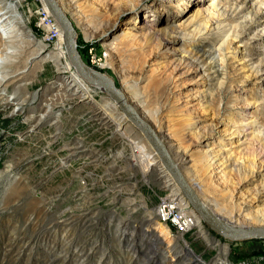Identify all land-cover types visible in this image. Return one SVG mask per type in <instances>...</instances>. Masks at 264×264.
Here are the masks:
<instances>
[{"label": "rangeland", "instance_id": "1", "mask_svg": "<svg viewBox=\"0 0 264 264\" xmlns=\"http://www.w3.org/2000/svg\"><path fill=\"white\" fill-rule=\"evenodd\" d=\"M57 1L75 30L83 62L122 90L215 215L230 224L225 211L233 216L264 206L256 196L264 171L238 187L229 163L208 178L199 162L230 142L219 152L224 160L234 161L241 177L256 172L257 148L264 152V0H191L178 14L170 0ZM42 2L0 0L9 12L0 23V67H8L0 83V264H197L194 254L208 261L217 248L209 264H224L227 256H264V241L224 239L198 218L186 234L156 220L160 198L181 196L179 189L106 93L85 82L91 93L84 98L66 85L63 72L71 76L75 70L63 44L55 52L57 43L47 42L37 27ZM196 11L194 20L183 21ZM126 29L169 34L160 51L138 43L127 48L119 42ZM186 56L200 59L187 64L174 88L171 69L161 65ZM202 97L203 108L193 113ZM168 103L179 112L167 109L157 122L146 116ZM100 105L115 107L113 122ZM189 115L198 122L194 136L184 127ZM227 122L238 136L215 134ZM171 130L178 134L171 137ZM178 148L193 161L178 160ZM147 156L156 163L144 170L140 160ZM258 226L264 225L249 227ZM167 249L172 256L164 254Z\"/></svg>", "mask_w": 264, "mask_h": 264}, {"label": "bare ground", "instance_id": "2", "mask_svg": "<svg viewBox=\"0 0 264 264\" xmlns=\"http://www.w3.org/2000/svg\"><path fill=\"white\" fill-rule=\"evenodd\" d=\"M190 1L191 0H170L169 3H171V4H170L169 7H171V9L173 7L174 12L178 14L179 12L184 11L186 8H188L191 5ZM3 9L6 10V8H3ZM3 9L0 7V16H4L3 19L0 17V23H2V21L4 19H6L5 18V14L9 13V12H3ZM197 11H196L195 14H193V15H191L189 17H186L187 19H183V21L186 22L189 19H190V21L194 20L197 17ZM142 31H141V33L139 32V33H134L133 34L132 32H130L129 29H126V30L123 31L121 36H119V42H122L123 44L128 46L127 48L133 47V45L135 46L137 43L141 44L144 49H151L152 47H155L158 51H160L161 49L164 48V45H163V42H161V39L167 37V35L169 34V32L167 30H165V29H157L155 33L154 32H150L148 30L147 31L145 30V32H142ZM62 44H63L62 42H59L57 44V47H56V49L54 51L55 52L60 51L62 49ZM37 52H38V50L35 51V54ZM186 57H188V56H186ZM185 59H187L188 61L185 60ZM199 59L200 58H197V57L195 58L193 56L188 57V58H184L183 57V60L180 59V60H178V62L170 65L169 63H171L173 61V58H172V61H170L169 63L167 61L166 63L163 64V66L161 65V67H167V69H169V68L171 69V76H169V77H170V81H171L173 87L175 88V87L178 86L176 83L179 81L178 79H180V77L182 75L181 71H183L185 69V67L187 66V64L190 61H196L197 62V61H199ZM53 60L56 61L55 59H53ZM174 61H175V59H174ZM65 66H66L65 69H67V70L70 69L69 63H66ZM7 69H8L7 66L0 67V76H1L0 77V83H2V81L5 79V77H2V75L5 74V76H7L6 75V70ZM159 69L156 70V75L157 76L162 74ZM63 74L67 75V79L65 80V83H66L67 86L70 87L71 90L74 89L75 92L76 91L77 92H82L84 98H89L90 97L91 91L88 88L87 83H85L87 81L78 72H76V70L74 71V73H72L71 76H68V72L67 71H64ZM164 74H165V70H164ZM135 95L137 96V98H134ZM132 97L137 101L138 104H141V105L144 106V102L138 100V98H139L138 97V93H133ZM173 99H175V98H173ZM170 104L168 103V104L162 105V106L161 105H157V108L155 109V111H148L149 115L147 114L146 116L148 118H150V119H154L157 122L159 120V116L162 113L167 112V111H165L167 109H168L167 113H169V112L170 113L171 112L178 113L179 110H180L179 106L178 107H174V108L171 109V107L169 108ZM204 104H205L204 103V98L202 97L201 100L198 103H196V105L194 106L195 109L193 110L194 111L193 113L196 112V108L197 109L198 108H200V109L203 108ZM185 106H187V104H185ZM111 109H112V111H114L115 107L113 106V108L112 107L109 108V107H106L104 105H100V107H99V111H100V113H102V115L105 116V119L108 118V121H110V122L112 121L113 122L114 120L112 118ZM121 121H123V120L120 118V121L118 123H116L117 127L120 126V122ZM230 126L232 128H234L235 124L230 125L228 122L227 123H221L217 128L214 129L215 132H216L215 134L219 135V136L222 135L223 137L224 136L225 137L229 136L230 138L232 136H238V134H239L238 129H234V131H233V129H230L231 128ZM184 127L186 128V131L189 134V136H194L198 132V122H195L194 118L191 117V115H189V118H187V120H185ZM170 132L172 133V135L170 134L171 137L176 136L178 134V132L174 131V130H171ZM230 138H229V140H230ZM221 139L223 140L222 137H221ZM206 141H207V138L204 137L201 143H205ZM221 143H222L221 144L222 147L220 146V150L222 148H228V147H231L233 145V143H230V142H225V144L223 142H221ZM241 145H243V144H240V146ZM257 149H258V154H259V159H257V160L259 162L256 165L257 167H255L256 168L255 169L256 172L255 173L251 172V174H249L250 176L243 175V177H241L239 175V173L241 171H240V169L236 168L234 161H232V163H231L229 160L227 161V159L224 160L222 155L219 154L220 150H217L216 152H212V153H206V154H203V155L200 156L199 162H200V164L202 166L203 174L205 176H208V178H210L211 175H212L211 172L214 169H219L222 166L224 167V165L228 166V163H229L228 167L232 166L231 167L232 170L236 173V175H237V177L239 179L238 187H244V185L246 183H248L250 181H254L255 179H258L260 177V174L264 171V152H263L262 147H258ZM226 151H230V149L229 150L227 149L224 152H226ZM176 155L178 157V160L189 159L187 163L193 161V160L190 159V156L187 155L186 151H184V150L182 151L179 148L176 150ZM140 161L142 163V166L144 167V170H148L149 168H151L156 163L152 156H147V157L141 159ZM223 169H225V167ZM165 182L167 183L169 181H165ZM170 187H171V183H168V185H166V188H170ZM256 192H257L256 196L258 198L257 200L259 202H263L264 203V180L260 183L259 188L257 189ZM220 209L223 210L222 207ZM225 214L227 215V218H229L231 222H233L235 224H239V225H241V226H243L245 228L249 227V226H252V225H264V206L261 207L259 210L255 211V212H250V211H247V210L246 211L242 210L240 212V210H239V212H237V213L235 212V214L233 216L231 214L228 215L226 211H225ZM231 222H230V224H231ZM198 225L199 224L196 221V226H198ZM52 231L56 232L57 228H53ZM200 231H202V230H199V232ZM159 232L164 236L165 240L170 239V236H169L170 233H169V231L167 229L161 228V230ZM205 241H206V239H205ZM164 254H167L168 256H170V255L172 256V251L167 249Z\"/></svg>", "mask_w": 264, "mask_h": 264}, {"label": "water", "instance_id": "3", "mask_svg": "<svg viewBox=\"0 0 264 264\" xmlns=\"http://www.w3.org/2000/svg\"><path fill=\"white\" fill-rule=\"evenodd\" d=\"M45 7L55 19L62 31V43L70 65L90 85L98 87L117 105L124 117L143 135L149 146L158 157L161 165L168 173L172 182L179 189L181 196L188 203L192 212L203 225L214 234L230 241L248 239L264 241V226L236 229L234 226L215 215L199 198L196 190L188 183L178 164L173 160L166 146L154 129L136 111L116 84L99 73H95L82 60L76 45V33L57 0H42Z\"/></svg>", "mask_w": 264, "mask_h": 264}, {"label": "built area", "instance_id": "4", "mask_svg": "<svg viewBox=\"0 0 264 264\" xmlns=\"http://www.w3.org/2000/svg\"><path fill=\"white\" fill-rule=\"evenodd\" d=\"M36 14L37 27L44 33L46 41L57 44L62 42V31L43 2L41 9H39ZM181 199L182 197L180 195H177L176 197L169 195L161 197L155 208V217L158 222L167 225V227H172L178 234H186L194 231V228L196 227V219L198 217L190 211L188 203H186L184 199ZM199 223L205 228L200 219ZM213 250H215V248ZM217 250H215V253L208 261L203 260L200 255L192 253L195 257H198V260L200 261L197 260V264H209L217 258ZM224 264H264V256H250L236 261L227 256Z\"/></svg>", "mask_w": 264, "mask_h": 264}, {"label": "trees", "instance_id": "5", "mask_svg": "<svg viewBox=\"0 0 264 264\" xmlns=\"http://www.w3.org/2000/svg\"><path fill=\"white\" fill-rule=\"evenodd\" d=\"M259 253V252H258ZM252 256V255H251Z\"/></svg>", "mask_w": 264, "mask_h": 264}]
</instances>
